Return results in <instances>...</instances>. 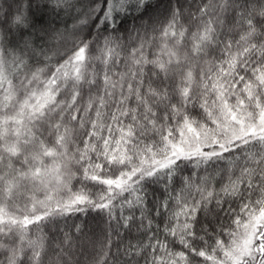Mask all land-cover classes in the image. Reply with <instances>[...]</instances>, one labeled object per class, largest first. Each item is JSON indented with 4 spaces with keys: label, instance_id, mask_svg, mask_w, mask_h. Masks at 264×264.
Instances as JSON below:
<instances>
[{
    "label": "snow or ice",
    "instance_id": "obj_1",
    "mask_svg": "<svg viewBox=\"0 0 264 264\" xmlns=\"http://www.w3.org/2000/svg\"><path fill=\"white\" fill-rule=\"evenodd\" d=\"M0 264H264V0H0Z\"/></svg>",
    "mask_w": 264,
    "mask_h": 264
},
{
    "label": "trees",
    "instance_id": "obj_2",
    "mask_svg": "<svg viewBox=\"0 0 264 264\" xmlns=\"http://www.w3.org/2000/svg\"><path fill=\"white\" fill-rule=\"evenodd\" d=\"M48 165L50 167L53 166V161L49 160L48 161ZM74 183H75V186L77 188L80 187L79 183H76L75 181H74ZM56 192H57V188H56L55 183L53 182L52 189L50 190L49 194L50 195H55ZM38 195H40V198H43V193H39ZM85 218H87L89 225L93 226V227L99 222V217L97 216V214L95 212L89 213L87 215V217H85L83 214H81L79 219L77 220V222H79L80 220H84Z\"/></svg>",
    "mask_w": 264,
    "mask_h": 264
}]
</instances>
